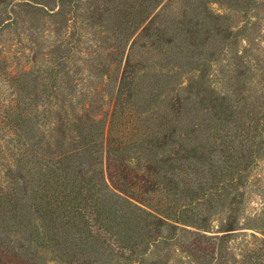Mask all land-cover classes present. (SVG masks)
<instances>
[{
	"label": "trees",
	"instance_id": "16d2710c",
	"mask_svg": "<svg viewBox=\"0 0 264 264\" xmlns=\"http://www.w3.org/2000/svg\"><path fill=\"white\" fill-rule=\"evenodd\" d=\"M77 1L60 0L63 8L57 14L77 9ZM217 1L108 2L100 23L113 39L103 43L119 53L108 55V61L124 63L105 140L97 126H90L86 102L65 98L68 73L61 53L53 67L40 73L45 81L41 97L49 99L42 97L37 121L31 92L22 88L6 115L9 133L0 151L10 157L18 152L24 170L22 176L0 170V264H100L180 239V232H187L183 227L207 231L209 219L201 205L223 210L228 204L232 211L237 176L255 157L246 145L249 129L258 132L261 122L242 133L234 101L216 90L205 88L204 93L201 76L186 87H175L170 71L154 75L145 87L136 82L137 47L172 70L192 65L195 57L205 68L219 59L230 48L234 31L228 15L210 8ZM106 75L110 78L108 71ZM165 89L171 96L145 125L138 104L153 99L156 106ZM53 96L54 112L46 107ZM135 153L153 158L147 163L153 171L152 196L146 195L149 186L140 193L134 181L137 173L130 164ZM227 225L221 227L225 234L208 238L218 241L214 251L221 257L229 232L237 230L234 215ZM187 252L193 258L199 254L192 246ZM248 261L264 264L263 250L248 255Z\"/></svg>",
	"mask_w": 264,
	"mask_h": 264
},
{
	"label": "rangeland",
	"instance_id": "374dc122",
	"mask_svg": "<svg viewBox=\"0 0 264 264\" xmlns=\"http://www.w3.org/2000/svg\"><path fill=\"white\" fill-rule=\"evenodd\" d=\"M59 1L0 0V151L9 133L6 115L16 104L24 86L31 92L32 115L37 121L44 109L43 98L49 99L41 97L44 78L40 73L55 65L59 53L64 56L68 73L65 98L73 103L83 99L90 110V126H97L99 134L103 133L106 139L124 63L108 61V55L119 53L108 42L103 43L105 38L113 39L112 33L100 23L106 18L102 15L108 14L110 0L77 1L76 5L80 7L71 6L65 15L57 14L63 8ZM210 8L217 14L228 15V25L234 31L230 48L216 61H209L206 68L200 66L201 61L198 64L195 57L192 65L183 68L176 65L174 67L177 68L172 70L163 66L162 61L153 60V56L150 59L142 48L137 47L135 54L141 61L136 82L145 87L150 80L153 83L154 75L170 71L175 75L174 86L181 84L179 87H186L194 78L201 76L204 88L200 87L204 93L205 88L206 92L216 90V93L228 95L234 101L242 133L248 129L247 125L261 122L258 132L252 127L249 129L252 135L246 142L249 151L254 153V160L237 176L231 191V198L236 199L232 211L228 204L223 210L200 206L203 216L209 219L205 225L209 227L207 231L183 227L187 232L181 231L180 239L152 245L132 255L112 256L100 264H249L248 255L260 250L264 252V0H218ZM143 55L144 60L141 59ZM122 57L119 55V60ZM196 67V71H190ZM170 96L171 92L165 89L156 100V106L153 99L152 104L144 101L138 104L137 109L144 112L142 120L145 125L149 124L147 118H152L154 111L163 108ZM50 99L51 103L48 102L46 107L54 112L57 100L54 96ZM106 151L105 146L104 162ZM12 155L5 156L0 152V170L3 174L10 170L22 176L24 170L18 162L20 155L18 152ZM133 157L136 159L130 166L137 173L134 181H137L140 193L149 186L146 195L152 196L149 184H153V171L147 163H153V158L147 153H135ZM2 181L0 177V187ZM232 214L237 230L229 232V242L221 257L216 249L214 251L213 243L218 241L208 238L225 234L221 227L229 226L227 221ZM190 246L199 253L196 258L187 252ZM48 259L52 260L51 254Z\"/></svg>",
	"mask_w": 264,
	"mask_h": 264
}]
</instances>
